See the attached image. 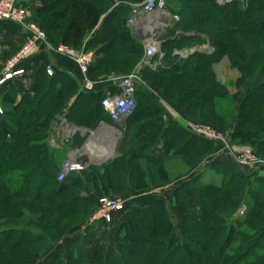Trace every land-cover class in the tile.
<instances>
[{
    "label": "trees",
    "instance_id": "trees-1",
    "mask_svg": "<svg viewBox=\"0 0 264 264\" xmlns=\"http://www.w3.org/2000/svg\"><path fill=\"white\" fill-rule=\"evenodd\" d=\"M116 1L128 2L33 0L40 8L31 12L29 21L44 31L53 46L63 44L90 53L92 60L86 72L89 81L100 76L117 79L136 69L144 48L127 26L129 13ZM167 9L178 16V21L167 32L173 40L158 38L160 50L169 52L183 44L203 43L212 52L192 53L182 65L173 64L165 70L141 68V81L166 101L175 99L185 118L195 115L210 121V116L216 115V124L225 126L226 119L232 121L233 117L227 111L224 117L210 107V101L230 98L213 69L227 56L231 67L240 71L236 83L245 89L231 139L256 145L264 139V93L259 94L264 90V0L224 6L212 0H167ZM189 32L203 38L177 37ZM34 82V94H18L10 87L0 105V264L41 260L47 248L61 241L73 226L89 219L96 202L83 196L87 189L106 196L129 182L142 191L164 174L161 163L142 165L136 157L126 155L100 166H88L58 182L63 150L48 143L51 123L65 114L69 121L94 128L105 113L100 105L105 93H85L68 74L48 76L44 69L37 72ZM80 99L83 103L72 117L70 109ZM143 105L154 108L152 101ZM139 106L136 102L125 119L130 126ZM152 123L155 131L149 134L146 145L165 140V153L169 155L187 161V150L199 145V158L194 162L198 164L215 148L212 142L192 135L178 123L164 124L159 115ZM261 155L264 157V145ZM120 169L128 172L125 180ZM210 169L221 173L223 185L203 182L197 175L174 189V204L181 215L179 225L174 224L168 202L157 199L119 222L112 250L105 253L104 246L98 245L92 255H87V229L63 253H54L41 264H264V172H233L220 162H213ZM191 200L200 210V218L189 209ZM241 206L242 215L236 217Z\"/></svg>",
    "mask_w": 264,
    "mask_h": 264
},
{
    "label": "crops",
    "instance_id": "crops-1",
    "mask_svg": "<svg viewBox=\"0 0 264 264\" xmlns=\"http://www.w3.org/2000/svg\"><path fill=\"white\" fill-rule=\"evenodd\" d=\"M140 1L141 0H132V2L122 1L120 3L116 1L117 3H115L116 5L124 8L129 13V16L136 17V24L129 27L135 38L137 36V30L140 26L147 25L151 21H154L151 18H144L147 22L146 20L145 22H142L141 18L137 16L139 13L137 7L140 5ZM20 2L24 7H26L29 15H31L32 11L40 8L39 3L33 2V0H20ZM167 15L168 17L172 15L169 10ZM164 38L167 39L168 34H166ZM27 40L28 33L24 28L12 22L0 21V75L2 73L4 63ZM47 67L50 68L51 75L66 73L76 79L79 83L80 91H83V76L80 74L77 66L72 61L54 52L50 46H45L40 43L37 45L33 54L22 62L21 68L24 71L23 74L14 78L8 85L0 88V105L4 94L10 87L14 88L18 94H34L37 89L34 82L35 75L39 70H45ZM156 67H154L153 70H156ZM90 82L92 83V91L85 93L96 94L103 92L106 94L112 92L115 94L119 92L118 83L112 76H100ZM139 86L140 89L137 90V87ZM134 87L136 89L134 94L135 102L139 103L140 106L137 109V115H135L132 120L131 126L127 124L125 120L118 124H113L104 113L101 120L97 122V125L94 128H89L82 126L77 122L69 121L65 117V114H63L54 119L51 123L48 138L49 145L63 150L62 160L65 158H71L83 167L82 170L88 166H100L114 158L124 157L126 155L136 157L142 165L149 162L161 163L162 168L166 170L168 169V166L170 167L173 164H177L179 160L178 158H173L171 155L165 153L167 146V142L165 140H160L158 143L151 145V142H148V146L146 145L149 134L155 131L153 130L155 125L152 121L155 119L156 115H159L161 122L164 124L167 122H175L182 126L179 121V114L177 110L174 106L167 104L164 97L154 88L143 83L137 84ZM145 101H152L154 108H147L146 105H143ZM82 103L83 99H80L76 105L70 109V115L72 117L77 115V111ZM155 107H158L159 109L155 110ZM217 161L225 165L233 172H237L239 170V167H237L235 163L233 164L232 160L225 156H222L221 158L210 157L205 160L193 173L194 175L192 174V177H188V179L197 175L201 176L204 172L212 171L210 166L213 162ZM178 184H176V186ZM176 186H174L171 190L167 187V189L163 190L137 191L134 189L132 184H128L122 192L112 191L113 194L126 201L125 210L121 213H114L110 223L96 221L93 220L92 217L89 218L83 226L77 228L76 231L70 233L63 239L62 243L65 249L63 248L64 250L57 253H63L68 244L74 238L83 236L86 230L89 229L90 237L86 243L85 253L89 256L92 255L93 247L95 243L100 240V238L104 237L110 242L109 238L111 237L113 238L112 242L114 241L119 222L131 218L139 208L145 207L157 199H164L165 201L170 199H167V197H170L172 194L168 191L173 192ZM100 195L101 194L99 192L92 191L90 189H87L83 194L86 199L91 200L93 203L96 202V199ZM126 195L128 197L124 199V196ZM174 208L175 207H172L171 205V209ZM190 210L193 211L194 209L190 208ZM173 212L175 211L173 210Z\"/></svg>",
    "mask_w": 264,
    "mask_h": 264
},
{
    "label": "built area",
    "instance_id": "built-area-1",
    "mask_svg": "<svg viewBox=\"0 0 264 264\" xmlns=\"http://www.w3.org/2000/svg\"><path fill=\"white\" fill-rule=\"evenodd\" d=\"M218 6H224L241 0H212ZM167 0H143L141 4L140 13L146 17L160 19H169V22H177L178 16L172 14L167 15ZM29 17L26 7H24L20 0H0V21H8L18 24L24 28L28 33V40L19 47L15 53L4 63L2 73L0 75V88L12 81L14 78L23 74L21 68L22 62L29 58L37 45L45 43V34L35 24L27 22ZM136 24V17L129 16L127 19V26L132 27ZM144 48V56L136 69L128 75L122 76L118 79L119 86L118 93H106L101 100V108L108 116L109 120L113 124H118L125 120L132 114L136 107L135 102V85L142 84L140 79V69L150 68L153 69L162 60L163 54L160 52V44L158 38L148 39L142 42ZM196 48H191L188 52L184 49H172V55H180L185 57L187 55L196 52ZM56 52L62 57L72 61L78 68L80 74L83 76L82 89L84 92L92 91V83L86 78V72L91 64V54L84 52L82 49H72L67 46H60ZM46 74L51 76L50 68L45 69ZM144 84V83H143ZM1 113V108H0ZM188 132L194 133L196 136H201L205 140L214 144L222 145L224 150H227V154L231 156L235 164L243 168L246 166V161L241 160L234 153L238 154L239 147L230 148L225 142L222 141V137L216 133L212 128L205 125L185 127ZM192 129V130H191ZM257 166H261L258 163ZM83 167L73 161L71 158H65L60 164V169L56 175V180L61 182L71 173H77L81 171ZM96 212L93 216V220L102 221L104 223H110L114 213H121L124 211V201L110 198L99 197L96 201Z\"/></svg>",
    "mask_w": 264,
    "mask_h": 264
},
{
    "label": "rangeland",
    "instance_id": "rangeland-1",
    "mask_svg": "<svg viewBox=\"0 0 264 264\" xmlns=\"http://www.w3.org/2000/svg\"><path fill=\"white\" fill-rule=\"evenodd\" d=\"M142 1L143 0L140 1V5L137 7V10L139 12L137 14V16L139 18H141L142 22H145L146 19H144V18H150V17H146L140 13ZM244 1L245 0H241V2L240 1H237V2L244 4ZM128 2H132V0H128ZM234 3H236V2H234ZM57 6H58V4H57ZM29 18H30V15L27 18L28 19L27 22L35 24L36 26H38L36 23L29 21ZM151 19H155V18H151ZM160 20L169 22V19H167V17L160 18ZM146 22H147V20H146ZM173 23H170V24L172 25ZM38 28L40 29L39 26H38ZM40 30L44 33V31L42 29H40ZM45 38H46V36H45ZM42 44H44L45 46H50L54 52H56L58 47L65 46L63 44L53 46L52 44H50L47 41V39H46L45 43H42ZM191 48H196L197 49L196 52H204L207 54L212 52V49L207 44H203V43L188 44V45L183 44V45H181L180 48H174V49H184V51L188 52ZM168 50L169 49L161 50V52L163 54V58L160 61L159 65L156 67V70H165L166 68H169L173 64H177V63H180L182 65V63H181L182 60H184L187 56H189V55H187L185 57H181L178 54L172 55L171 54L172 50H170L169 52H168ZM164 51L168 52L169 55L164 53ZM196 52H193V53H196ZM213 69L216 73L217 79L227 87V89L229 90V93H230L229 99H226V100L211 99V101H210V107L214 108V110L221 111L222 113L227 111L229 113V115L231 116V118L233 117L232 121L231 120L227 121V119H226L225 126H223V125L219 126L216 124V122L219 121V118H217L216 115H214V116L211 115L210 121H207L205 119H198L195 115L193 117L190 116V118H185L182 115L175 99L171 98V100L169 102L168 101H166V102H167V104L174 106V108L177 110V112L179 114V121L184 128L187 126L188 127L196 126L197 124L209 126L210 128H212L216 133H218L222 137V141L225 142L226 146L228 144V146L230 148L239 147V150L242 149V151H239L238 154L234 153L237 157L239 156V158H241V160L246 161V166L241 168V169H239L240 167L236 164V166L239 167L238 171L243 172L245 174H252L253 172H256V171L259 173L260 172L262 173V172H264V157L261 155V151H262V147L264 145V139L259 141L256 145L232 142V139H231V132H232L231 130H233V127L235 124V119L240 114L239 103H240L241 96L245 90L243 86L238 85L236 83L237 78L240 76V71L238 69L231 67L230 61H229L227 56L222 57L218 62H216L213 65ZM132 72H130L129 74H131ZM122 76H125V74L120 75L116 79V81H118V79ZM263 93H264V90L260 91L259 94H263ZM250 101L251 100H249V102ZM192 113L195 114V111L193 109H192ZM224 117H227V115L224 114ZM186 130H188V129H186ZM189 133H191L192 135H195L194 133H192V131ZM198 137L203 138L201 136H198ZM214 145H215V148L213 149V151L211 153H207V155H205L198 164H195L194 162H196V160L199 158V156H197L198 154L196 152V150L199 148V145H195L192 149L187 150V151H189L186 153L187 154V156H186L187 161L181 159L179 156L171 155L173 158L179 159L177 164H173L170 167L168 166L167 170L163 168L164 174L160 175V177L158 179H156V180H158V182L150 185V187L147 190H159V189L163 190V189H167V187L171 190L174 186H176V184L187 180L188 177L189 178L192 177V174L199 168V166L205 160H207L210 157H213V158L220 157L221 158L222 156H225L228 159L232 160L233 164L235 163L233 161V159L231 158V156L226 153L227 150H224L222 148L223 144L219 145V146L217 144H214ZM233 149H235V148H233ZM258 163H261V166H257ZM124 168H126V166ZM125 170L120 169V176L124 180L128 176L127 175L128 172H126ZM201 181L212 182L218 186H221V185H223L225 180H223V177H222L220 172L215 173L212 171H208V172H204L201 175ZM125 184L128 185L130 183L125 182ZM124 190H125V188L122 187V189H119L118 192L119 191L122 192ZM168 192L171 193L172 195L170 197H167V199L168 198H170V199H168L166 201L168 202L169 205L171 203L172 207H175L176 205L174 204V198H173L174 190H173V192H170V191H168ZM100 197H110V198H115V199L124 201V210L126 208V206H125L126 201L123 200V198L121 199L117 195L113 194L112 191L109 192L106 196L104 195V196H100ZM124 197H125L124 199H126L128 196L126 195ZM188 204H189V209L190 208L194 209L193 212L196 214V216L198 218H200L201 212L197 208L195 203L191 200ZM171 205H170V207H171ZM96 208H97V206L95 205V210H94L93 214L91 215L92 218L96 212ZM171 210H172L171 214L174 215V224L179 225V223L181 222V215L179 214L178 208L175 207L174 209H171ZM173 210L175 212H173ZM242 212H243V207L241 206L235 216L237 217V216L242 215ZM91 217H89V218H91ZM88 220L89 219H87L86 221H84L80 224L73 226L67 232V234L62 238L61 241L56 242L50 248H47L46 253L44 254V256L42 257L41 260H33L32 264H41L44 260L50 258L54 253H57L61 250H64L65 248H64L63 243H62L63 239L66 236H68L70 233L76 231L77 228L83 226ZM109 239H110V242L104 237L100 238V240L95 243V245L93 247V252H94L96 246H98V245L104 246L105 253L112 250L114 248L115 239L113 242H112L113 238L110 237ZM174 239H175V241L177 240V235L174 236Z\"/></svg>",
    "mask_w": 264,
    "mask_h": 264
},
{
    "label": "water",
    "instance_id": "water-1",
    "mask_svg": "<svg viewBox=\"0 0 264 264\" xmlns=\"http://www.w3.org/2000/svg\"><path fill=\"white\" fill-rule=\"evenodd\" d=\"M171 22L162 21L159 19L154 20V22H150L147 25L140 26L137 30V36L136 38L139 39L141 42L146 41L148 39H154V38H161L162 36H165L168 32L169 27L171 26ZM177 37H183V38H195L202 36H199L196 32H189L185 34H178ZM168 39L173 40L174 38L169 37ZM72 126V125H70Z\"/></svg>",
    "mask_w": 264,
    "mask_h": 264
},
{
    "label": "bare ground",
    "instance_id": "bare-ground-1",
    "mask_svg": "<svg viewBox=\"0 0 264 264\" xmlns=\"http://www.w3.org/2000/svg\"><path fill=\"white\" fill-rule=\"evenodd\" d=\"M153 20H156V19H153ZM160 20V19H159ZM152 22H154V21H152Z\"/></svg>",
    "mask_w": 264,
    "mask_h": 264
}]
</instances>
